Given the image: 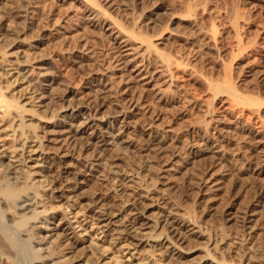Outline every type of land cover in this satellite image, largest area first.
Returning a JSON list of instances; mask_svg holds the SVG:
<instances>
[{
  "label": "bare ground",
  "instance_id": "obj_1",
  "mask_svg": "<svg viewBox=\"0 0 264 264\" xmlns=\"http://www.w3.org/2000/svg\"><path fill=\"white\" fill-rule=\"evenodd\" d=\"M28 1L18 0L15 24L0 13V264H264V235L249 245L256 232L251 217L257 213V206L246 208L240 234L236 231L238 236L231 231V236L235 235L233 247L226 252L234 260H228L225 245L230 232L225 226L211 229L215 230L212 233L210 227L203 228L192 212L181 209L170 198L166 191L169 178L190 160L179 161L174 149L167 153L163 134L156 131L145 144L162 159V170L154 176L148 166L119 154L118 149L130 147V157L135 161L138 156L129 131L139 130L134 118L144 109L142 102L126 90L112 89L108 80L109 74H115L112 69L123 71L125 80L143 91L156 87V75L167 77L170 72L169 59L162 58L156 73L146 62L147 57L159 53L156 44L165 39L161 36L164 28L155 36L138 33L139 28L154 26L152 13L145 10L142 19L132 18L130 30L110 13L116 7L112 0H82L92 24L104 25L107 36L115 42L117 63L104 66L103 77L85 93L87 96H79L75 87L65 86L58 97L52 94L57 77L49 70L54 60L38 51L39 45L28 33L37 23ZM237 12L229 16L228 26L239 45L241 19ZM168 17L171 20L175 16L171 12ZM50 30L42 27L41 40ZM228 83L226 88L233 94L235 86ZM243 100L255 106L254 110L261 109L255 96L248 94ZM214 145L207 141L202 152L217 159L222 155ZM85 149L91 154L84 153ZM197 152L192 151L193 160L200 156ZM142 170L149 179L139 175ZM210 171L197 186L193 185L199 189V202L214 201L221 188V178ZM114 176L132 182L129 193L119 178L106 188H88L94 179L105 184ZM154 206L160 209L156 213ZM200 240L205 244H192Z\"/></svg>",
  "mask_w": 264,
  "mask_h": 264
},
{
  "label": "rangeland",
  "instance_id": "obj_2",
  "mask_svg": "<svg viewBox=\"0 0 264 264\" xmlns=\"http://www.w3.org/2000/svg\"><path fill=\"white\" fill-rule=\"evenodd\" d=\"M112 1L116 7L110 13L118 22L121 21L119 24H123L122 26L127 28L129 25L128 29L132 30L131 19H140L144 11L149 10L154 19V26L148 29L139 28V32L136 28L135 30L147 36L153 34L155 36L158 32L160 34L163 28L167 30V33L163 31L161 35L165 36V39L156 44L160 54L156 53L146 58L148 67L156 73L158 70L156 67L162 58L172 61L167 77L156 75L158 78L155 91L154 89L143 91L136 83L125 80L123 71L112 69L115 74H109L108 79L112 83V89L114 86L115 91L120 88L126 90L129 96L132 95L142 102L144 109L143 113L134 118L139 130L132 131L133 133L129 131V135L135 140L138 154L135 161L130 157L129 152L132 149L130 147H128L130 150L123 147L118 149L120 152L117 149L115 152L122 153L131 162H138V165L148 166V170L151 169L150 172L154 176L157 171L162 170V159L154 155V152V154L150 152L145 144L157 131L161 133L160 135L163 134L165 146L169 148L167 153L176 150L175 152L180 155L179 161L192 160L191 163L185 162V167L175 174L174 178L173 176L169 178L166 191L181 209L192 212L201 226L210 227V230L220 225L225 226L227 233L230 232L226 235L228 241L225 245L227 253L225 256L228 260H234L226 250H230V246L233 247L232 236L240 234L247 209L254 205L258 211L251 217L253 220L250 224L256 227V232L249 245L256 240L259 241L264 235V0ZM127 1L131 2V6H128ZM193 1L191 5L190 2ZM28 2L29 7L35 11L37 22L28 32L29 36L35 45H39L38 51L52 56L54 60L49 67L57 77L52 86V94L60 97L67 86H72L75 87L76 94L87 96L85 93L90 91V88L93 89V84L99 77H103L101 71L106 65L114 66L117 63L115 58L118 52L115 42L107 36L104 25L92 24L94 22L87 16L82 0ZM195 2L199 4L196 6ZM18 4V0H0V13L12 24L16 23L14 10L18 8ZM189 4L197 10L195 8V11L190 10ZM236 9L240 12L238 15L241 19L239 26L241 45L236 43L235 35L228 26L229 16L234 14L232 12L236 13ZM171 12L175 17L170 20L168 16ZM186 14H192L193 18ZM42 27L48 30L53 28L45 40H41ZM228 82L235 86L232 87L233 94L226 88ZM91 92L96 95L94 91ZM248 94L255 96L256 102H260L259 111L247 103V97L244 98L247 101H242ZM235 97L240 99L239 103ZM98 101L101 102L99 99ZM55 104L57 106L58 101ZM141 127L145 130H140ZM207 141L215 144V148L222 156L217 159L206 156L202 149L205 148ZM90 149H85L84 153L91 154ZM196 149L198 151L196 154L200 156L193 160L192 151ZM208 171H214V176L221 178V188L214 201L199 202V189L193 185L197 186V181L204 178ZM145 173L146 170H142L139 175L147 180L149 177L147 178L148 175ZM118 178L119 176H114L113 179L105 181V184L94 179L88 188L97 186L98 189L102 188L101 185L106 188L113 182L116 184ZM120 180L124 182L126 190L132 189L131 181L122 177ZM130 189L127 192H130ZM152 210L156 213L160 209L154 206ZM230 211L234 214H228ZM211 231L215 234V230ZM231 231L235 235L231 236ZM195 243L205 244L201 240L192 241L193 245ZM108 256H113V253H109Z\"/></svg>",
  "mask_w": 264,
  "mask_h": 264
}]
</instances>
